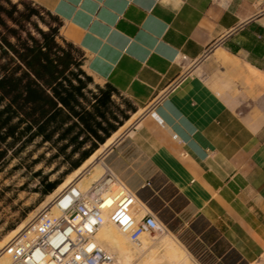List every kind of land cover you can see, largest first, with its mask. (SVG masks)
Segmentation results:
<instances>
[{
    "label": "crops",
    "instance_id": "obj_1",
    "mask_svg": "<svg viewBox=\"0 0 264 264\" xmlns=\"http://www.w3.org/2000/svg\"><path fill=\"white\" fill-rule=\"evenodd\" d=\"M28 1L60 20L94 84L133 106L120 128L139 114L107 149V167L162 223L192 235L196 264L256 263L264 0Z\"/></svg>",
    "mask_w": 264,
    "mask_h": 264
},
{
    "label": "trees",
    "instance_id": "obj_2",
    "mask_svg": "<svg viewBox=\"0 0 264 264\" xmlns=\"http://www.w3.org/2000/svg\"><path fill=\"white\" fill-rule=\"evenodd\" d=\"M60 26L31 1L0 0V176L22 153L25 161L43 149L28 164L30 169L42 164L34 173L39 178L34 191L42 196L55 191L135 111L114 98L112 86L94 84L82 68L83 53L59 35ZM47 167L52 170L45 174ZM10 187L0 182V201ZM13 229L15 224L7 226Z\"/></svg>",
    "mask_w": 264,
    "mask_h": 264
},
{
    "label": "built area",
    "instance_id": "obj_3",
    "mask_svg": "<svg viewBox=\"0 0 264 264\" xmlns=\"http://www.w3.org/2000/svg\"><path fill=\"white\" fill-rule=\"evenodd\" d=\"M101 182L82 189L74 180L0 249V255L7 252L10 264H120L94 239L104 223L115 225L134 243L165 227L149 208L137 205V194L110 168Z\"/></svg>",
    "mask_w": 264,
    "mask_h": 264
},
{
    "label": "rangeland",
    "instance_id": "obj_4",
    "mask_svg": "<svg viewBox=\"0 0 264 264\" xmlns=\"http://www.w3.org/2000/svg\"><path fill=\"white\" fill-rule=\"evenodd\" d=\"M91 87L93 88L94 86H91ZM118 102H121V100H119ZM122 108H126V104H122ZM128 113L130 114L131 111H129ZM138 115L139 114L133 116L134 119H132V121H128L126 123V125L124 127H122L121 131L123 132L130 125H132L136 121ZM42 151H43V149L39 150L38 152L34 153L32 156H30L25 161H23L22 158H24V156H26V153H22L20 155V157H16L11 162V164L8 166L7 170L3 174H1V176H0L1 186H3V187L4 186H11L10 187L11 190L6 194L5 198L2 201H0V240L6 239V238H7L6 239L7 241L10 240L15 234V233L12 234V232L15 229H18L20 227V225H22V224H27V221L29 222L31 220L32 216H34V214L38 212V209L39 208L41 209L42 206H45L49 202V200L55 196L54 192L57 189L55 191H53L52 193L46 195V196H42L41 193L34 191L35 188L39 185V178L35 177L34 173L36 170H38L39 168L42 167V164L37 165L33 169L28 168V164H30L32 162V160L35 159L38 156V154ZM106 151H107V149H105L102 152V154L99 156V158L102 161H103V158H104ZM98 160H96V164H99V162L101 161V160L100 161H98ZM16 164H21L20 165L21 167H19V169H16L11 173H9V170L13 166H15ZM96 164L94 163L93 165L95 166ZM94 166L87 167L85 169L87 171H85V170L83 171L84 176H86L87 178H90L92 176V174L94 173V170H93ZM51 170H52V168L47 167L44 169V173L45 174L50 173ZM71 173H73V171ZM83 174L80 175L81 177L80 176L76 177L75 180H76V182H78L77 184H79L80 187H83V189H85V187H87L88 184H85L82 181V179H83L82 175ZM57 176H58V173L52 174L50 176V178L53 180ZM68 176H66L64 178L63 182L67 179ZM23 185H25V189L21 190L20 188ZM11 224H15V229L7 230V226L11 225ZM164 225H165V227H163L162 230H158L156 232L147 233V234L142 235L140 237V242L134 243V242H131L129 240V242H130L129 246H131V248H134L135 252H136L134 259L131 262L132 264L133 263L136 264L138 262H146V261H144L146 259H147V262H149L151 259H153V258H151V254L153 255L154 253H155L154 255L157 254L156 255L157 258H159L161 255H164L166 252V247L163 245L162 241L165 238L166 234L169 235V236L166 235V237L172 238V240L175 243V246L178 248V249L176 248L178 253L181 254V258H182L181 262L182 263H179V264H187V261H188V264H193V263L196 264L194 258L189 253V251L186 248V244L184 243V242H186L189 246L194 248V240H193L192 235L190 233L184 232L182 230V228L179 226L178 222L173 223V228L166 226L165 223H164ZM113 228L116 230L118 229L114 225H113ZM117 231L120 232L119 229ZM163 236H164V238H163ZM144 238H146L149 241L146 246L143 244V241H142ZM151 244L153 246H151ZM158 244H160L161 247ZM138 248L142 249L143 252L146 251V252H144L145 254L143 252H141V254H140L138 252ZM196 249L198 250L199 247L196 246ZM150 250H152L154 253H152V251H150ZM185 254H186L187 258L184 257ZM148 255H149V257H148ZM152 257H154V256H152ZM10 259H11V257H10ZM10 262H11V260H10ZM157 263H159V261L156 262V264ZM241 264H243V263H241ZM253 264H264V255L256 263H253Z\"/></svg>",
    "mask_w": 264,
    "mask_h": 264
},
{
    "label": "bare ground",
    "instance_id": "obj_5",
    "mask_svg": "<svg viewBox=\"0 0 264 264\" xmlns=\"http://www.w3.org/2000/svg\"><path fill=\"white\" fill-rule=\"evenodd\" d=\"M139 112V111H138ZM141 113V112H140ZM137 115V114H136ZM135 116V115H134ZM134 119V118H132ZM130 120V119H129ZM122 128L119 131H116L97 151H95V153L93 155H91L78 169L74 170L73 173H71L67 179L59 185V187L57 188V190L54 192L55 195H57L58 193L62 192L66 187H68L74 180L76 177L80 176L81 174H83V171L89 167V166H94L93 164H96V160L100 161L101 159L99 158V156L102 154V152L105 149H108L117 139V137L120 136ZM94 173L92 174V176L90 178H87L86 176H83L82 181L85 184H88L87 187H85V189H88L91 187L93 182H101L103 183L104 181V177L107 175V167L105 166V163L101 160L99 162V164H96L93 167ZM87 171V170H85ZM86 175V174H85ZM81 177V176H80ZM81 180V179H80ZM76 181V180H75ZM78 183V182H76ZM78 188H82L80 187L79 184L76 185ZM138 201L141 203V205L143 206V203L140 201V199H138ZM138 205V204H137ZM145 206V205H144ZM43 207V206H42ZM40 208L38 209L39 212ZM55 210V209H54ZM35 213L34 216H32L31 220L38 214ZM30 220V221H31ZM29 221V222H30ZM27 221V224L29 223ZM27 224H22L20 225V227L18 229H15L13 233L17 234L20 230H22ZM115 226V225H114ZM116 227V226H115ZM118 230V229H117ZM116 229L113 228V225L106 222L104 223L96 232L95 234V241L97 243H99L101 246H103L106 250H108L110 252V254H112L116 260L120 263V264H132L131 262L134 259L135 256V249L131 248V246H129V239L127 237L126 234L118 232ZM14 234V235H15ZM167 236H169L168 234H166ZM165 238L163 236V245L166 247V252L164 255H159L160 257L157 258L156 255H154L155 253L152 251V253H154L153 255L151 254V259L149 262H147V259L144 260L146 262H138L136 264H156V262L159 261V263L157 264H179L182 263V258H181V254L178 253L177 251V247L175 246L174 241L172 240L171 237H166ZM173 237V236H172ZM7 239V238H6ZM6 239H2L0 240V249H4L5 246L7 245V243L10 240H6ZM143 244L146 246L148 244V240L146 238H144L143 240ZM140 242V241H139ZM161 242V243H162ZM160 245V244H158ZM162 245V246H163ZM142 246V245H141ZM151 246H153L151 244ZM156 246V245H155ZM163 246V247H164ZM144 247V246H143ZM148 247V246H147ZM146 247V248H147ZM150 247V246H149ZM161 247V245H160ZM177 248V249H176ZM154 249V248H153ZM149 250V249H148ZM147 250V251H148ZM158 251V250H157ZM138 252L141 254V252H143L142 249L138 248ZM146 252V251H144ZM143 252V253H144ZM148 253V252H147ZM150 253V252H149ZM38 254V253H37ZM145 254V253H144ZM154 256V257H152ZM149 257V255H148ZM186 257V254L185 256ZM187 258V257H186ZM185 259V258H184ZM10 256L9 254H7V252H5L4 250L1 253L0 256V264H10ZM186 260V259H185ZM141 261V260H140ZM135 264V263H133ZM188 264V261H187ZM194 264V263H193Z\"/></svg>",
    "mask_w": 264,
    "mask_h": 264
}]
</instances>
